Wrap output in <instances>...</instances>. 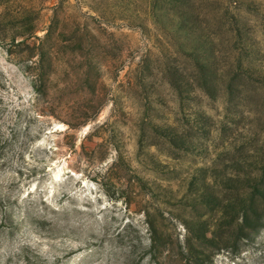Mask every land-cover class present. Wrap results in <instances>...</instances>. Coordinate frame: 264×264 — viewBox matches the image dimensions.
I'll return each mask as SVG.
<instances>
[{
	"label": "rangeland",
	"instance_id": "374dc122",
	"mask_svg": "<svg viewBox=\"0 0 264 264\" xmlns=\"http://www.w3.org/2000/svg\"><path fill=\"white\" fill-rule=\"evenodd\" d=\"M0 264H264V0H0Z\"/></svg>",
	"mask_w": 264,
	"mask_h": 264
},
{
	"label": "trees",
	"instance_id": "16d2710c",
	"mask_svg": "<svg viewBox=\"0 0 264 264\" xmlns=\"http://www.w3.org/2000/svg\"><path fill=\"white\" fill-rule=\"evenodd\" d=\"M261 188V187H260ZM258 189V188H255ZM261 190V189H259ZM254 209L251 206V208L249 209V206L244 207L243 211H242V215H241V224L238 226L240 230H242L243 228H245L246 226H248V223L251 221V216L254 215Z\"/></svg>",
	"mask_w": 264,
	"mask_h": 264
}]
</instances>
